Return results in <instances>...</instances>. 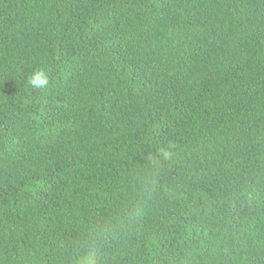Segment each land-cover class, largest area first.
Instances as JSON below:
<instances>
[{
  "label": "trees",
  "instance_id": "1",
  "mask_svg": "<svg viewBox=\"0 0 264 264\" xmlns=\"http://www.w3.org/2000/svg\"><path fill=\"white\" fill-rule=\"evenodd\" d=\"M0 264H264V0H0Z\"/></svg>",
  "mask_w": 264,
  "mask_h": 264
},
{
  "label": "clouds",
  "instance_id": "2",
  "mask_svg": "<svg viewBox=\"0 0 264 264\" xmlns=\"http://www.w3.org/2000/svg\"><path fill=\"white\" fill-rule=\"evenodd\" d=\"M27 82L35 89H44L49 84V78L42 69H35L28 77Z\"/></svg>",
  "mask_w": 264,
  "mask_h": 264
}]
</instances>
